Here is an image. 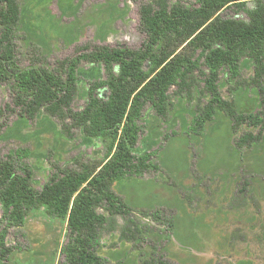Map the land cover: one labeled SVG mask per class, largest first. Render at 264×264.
<instances>
[{
    "label": "trees",
    "instance_id": "16d2710c",
    "mask_svg": "<svg viewBox=\"0 0 264 264\" xmlns=\"http://www.w3.org/2000/svg\"><path fill=\"white\" fill-rule=\"evenodd\" d=\"M196 2L195 7L174 0H151L142 5L140 15L148 34L142 50L86 44L77 46L72 57L52 66L42 47L31 42L28 49L35 62L20 68L18 59L23 51L18 41L26 40L20 31L21 4L19 0H0V87L12 80L17 84L12 112L32 123L45 112L58 121L68 138L81 130L90 138L108 141L107 161L102 166L81 173L58 170L41 190L34 187V171L24 150L9 155L0 150V205L5 224L0 231V264H9L13 253L5 241L9 229L22 226L33 211L41 209L50 218L67 219L69 241L61 264H109L111 261L98 252L105 231L119 232L122 242L130 243L144 256L145 234L152 232L151 228L135 219L133 209L113 186L128 178L162 172L154 155L135 153L144 134L141 122L148 107L168 120L175 98L192 102L199 90L189 129L192 135L203 136L207 125L223 113L231 119L236 136L244 126L258 131H244L236 137L234 144L239 151L262 140L264 0ZM249 2H256L255 9H248ZM232 6L246 12L249 20L220 16ZM245 59L255 62L254 75L248 80L240 69ZM83 63L103 65L105 79L90 83L89 102L77 112L73 105L79 97L78 70ZM224 70L234 81L229 91L247 87L258 90L260 111L241 114L236 102L223 96L220 82ZM101 88L109 91L106 99L98 94ZM3 114L0 110V116ZM4 128L0 123V134ZM173 223L168 221V227L173 228ZM147 245L152 253L142 264H175L157 242L152 240Z\"/></svg>",
    "mask_w": 264,
    "mask_h": 264
},
{
    "label": "rangeland",
    "instance_id": "374dc122",
    "mask_svg": "<svg viewBox=\"0 0 264 264\" xmlns=\"http://www.w3.org/2000/svg\"><path fill=\"white\" fill-rule=\"evenodd\" d=\"M150 1L19 0L20 31L26 40L18 41L23 51L18 65L27 68L35 62L28 49L31 42L42 47L52 66L86 44L142 50L148 34L140 8ZM174 1L187 7L197 4L196 0ZM256 6V2L247 4L250 10ZM220 16L249 20L246 12H238L234 6ZM254 68L253 59L243 60L242 77L250 79ZM78 75L79 97L73 105L77 112L89 102L90 83L105 79V69L101 64L83 63ZM233 84L224 70L222 94L236 102L239 113L261 110L256 88L231 92ZM17 92L14 80L0 87V110H4L0 123L5 125L0 150L3 155L24 150L36 189L41 190L58 170L81 173L107 161L105 138H90L81 130L68 138L58 121L45 112L34 123L12 112ZM98 94L106 99L109 91L101 88ZM199 95L198 90L192 102L175 98L168 120L157 116L152 107L144 111V134L135 153L154 155L162 172L128 178L113 187L133 209L135 219L149 225L152 232L145 234L142 256L130 243L120 240L119 232L105 231L98 252L111 261L109 264H142L152 253L147 245L152 240L175 264H264V136L252 148L239 151L234 144L236 137L244 131H258L244 126L236 136L231 119L223 113L207 125L203 136L192 135L189 129ZM2 215L0 205V231L5 225ZM168 221L174 222L173 228L168 227ZM68 238L67 219L50 218L44 209L33 211L22 226L9 229L6 235L5 241L13 249L9 264H61Z\"/></svg>",
    "mask_w": 264,
    "mask_h": 264
}]
</instances>
